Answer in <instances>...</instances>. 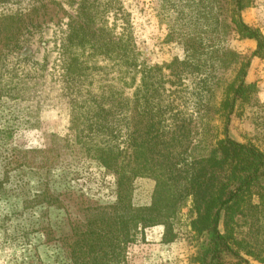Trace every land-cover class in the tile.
I'll list each match as a JSON object with an SVG mask.
<instances>
[{
  "label": "rangeland",
  "instance_id": "rangeland-1",
  "mask_svg": "<svg viewBox=\"0 0 264 264\" xmlns=\"http://www.w3.org/2000/svg\"><path fill=\"white\" fill-rule=\"evenodd\" d=\"M245 4L242 22L264 40V0ZM231 9L232 0H42L28 17L34 29L13 40L26 48L12 47L14 54L2 61L0 87L11 75L16 83L57 89L59 96L38 95L29 108L0 99V178L3 169L12 177L0 186V264H71L75 231L116 202L117 177L94 158L97 148H126L134 125L143 138L153 124L155 149L181 165L223 140L222 115L204 105L205 88L213 85L209 71L220 68L221 52L248 59L245 83L255 86L236 106L227 137L264 152V56L252 57L256 41L239 35ZM66 71L73 72L70 84ZM221 95L218 90L215 107ZM17 113V128L2 131ZM155 184L147 176L126 182L131 206L151 207ZM43 188L54 204L31 209ZM194 216L187 197L166 225L140 230L120 264H200L207 238L190 227Z\"/></svg>",
  "mask_w": 264,
  "mask_h": 264
},
{
  "label": "trees",
  "instance_id": "trees-1",
  "mask_svg": "<svg viewBox=\"0 0 264 264\" xmlns=\"http://www.w3.org/2000/svg\"><path fill=\"white\" fill-rule=\"evenodd\" d=\"M245 6V0H232L231 18L240 36L256 41L252 57L262 58L264 40L240 18ZM40 7L42 0H0L1 81L5 76L2 61L14 54L13 48L25 47L24 43L13 44L17 32L23 37L34 29L35 25L28 21V17ZM220 59L223 60L220 68L209 71L208 78L213 85L205 88L204 105L207 109L216 108L217 113L222 115L224 139L211 148L202 149L203 156L188 165L177 163L176 156L173 159L169 152L158 153L153 124L146 128L143 138L139 135L140 128L134 125L126 135V148H97L94 158L117 177L116 202L99 210L93 219L87 221L84 230L75 231L77 238L70 247L71 264H120L124 260L125 248L135 240L136 235L146 227L166 225L187 197H191L195 214L190 227L198 234L204 233L207 238L199 253L200 264H225V257L235 260V264H250L241 254L264 263V152L251 143L231 140L226 133L236 106L249 100L255 93V86L245 83L248 59L245 61L227 52H221ZM74 61L71 59V63ZM66 72L64 81L70 84L73 72ZM229 74L232 77L228 78ZM218 90L222 95L215 107ZM44 93L51 98L59 96L57 89L24 81L16 83L11 75L0 87V99L6 96L27 103L28 108L38 102V95ZM28 112L23 114L24 120L21 119L18 126L26 122ZM18 117V113L14 114L11 123L2 131L16 129L12 125L19 120ZM128 148L130 157L127 156ZM135 176H147L156 182L149 208L132 207L125 194L126 182ZM10 181L12 177L3 169L0 186ZM23 204L25 210L27 203L23 201ZM29 204L31 209L34 206L48 209L54 200L48 189L43 188Z\"/></svg>",
  "mask_w": 264,
  "mask_h": 264
}]
</instances>
